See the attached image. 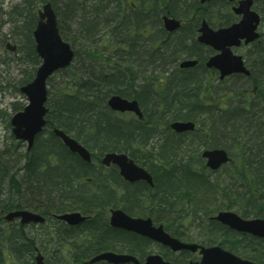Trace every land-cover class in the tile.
Instances as JSON below:
<instances>
[{
    "label": "trees",
    "instance_id": "16d2710c",
    "mask_svg": "<svg viewBox=\"0 0 264 264\" xmlns=\"http://www.w3.org/2000/svg\"><path fill=\"white\" fill-rule=\"evenodd\" d=\"M46 1L52 2L75 59L57 75L63 78L60 86L55 75L49 79L48 125L30 150L15 139L10 125L12 114L23 108L21 101L0 106L8 128L0 139V264H34V231L47 237L51 233L57 243L50 252L42 250L47 264H86L109 250L140 253L139 245H148L144 239L109 225L113 208L151 217L178 238L217 243L264 263V238L238 233L214 219L217 211L233 209L245 218H264V65H259L264 63V32L249 53L256 69L252 81L245 80L249 85L221 89L203 65L213 51L197 41V28L202 19L215 25L229 13H208L199 0ZM256 5L264 22V0H256ZM168 12L183 21L173 33L162 21ZM28 13V42L13 39L20 45L10 52L5 48L10 39L0 37L2 62L12 57L23 66L20 86L34 78L41 64L33 38L38 12ZM185 58H197L201 64L180 68ZM83 61L99 65V79H93L97 73L89 63L84 73L74 71ZM113 93L137 98L144 119L107 107ZM173 120H191L197 127L176 133L170 128ZM55 126L86 146L92 162L71 152L52 133ZM216 147L227 149L231 160L212 171L201 154ZM113 151L128 154L148 169L154 185L130 183L114 167L98 164L103 154ZM15 209L39 212L47 221L3 224L5 213ZM71 211L90 217L77 226L51 217ZM199 222L197 237H189L188 229ZM187 254L179 255L180 260H187Z\"/></svg>",
    "mask_w": 264,
    "mask_h": 264
},
{
    "label": "water",
    "instance_id": "95a60500",
    "mask_svg": "<svg viewBox=\"0 0 264 264\" xmlns=\"http://www.w3.org/2000/svg\"><path fill=\"white\" fill-rule=\"evenodd\" d=\"M201 1L205 2L208 0ZM252 2V0L241 1L239 12L242 11L243 13L238 14H241L242 18L239 22L229 27L215 30L206 20L201 23L198 40L218 51L217 54L210 57L207 65L217 68L221 79L233 73L250 74V69L246 66L243 57L234 53L232 46H239L243 40L248 44L260 37V33L258 32L260 14L251 10ZM164 21L165 28L168 31H173L181 26L180 20L168 15L164 16ZM33 35L37 52L42 58V63L37 69L35 78L21 88L28 99V104L23 110L15 113L10 121L14 136L19 140L26 141L28 149H31L37 134L47 125L46 116L49 111L46 106L48 78L54 72L69 67L75 56V51L71 44L65 41L60 33L57 15L51 2H47L42 10H40L39 21ZM8 46L12 50L16 48L15 45L11 46V44H8ZM196 64L197 60L186 59L180 63V67L188 68ZM109 105L112 110L119 112L131 111L136 113L140 118L143 117V112L137 99H128L115 94L110 97ZM171 127L176 132H185L194 130L196 124L193 121L176 120L172 122ZM53 133L64 142L71 152L78 154L84 161L90 162L92 160L89 149L67 134L63 129L54 127ZM202 155L206 158L207 166L212 170H218L230 161L228 150L221 147L205 149ZM101 161L106 166L111 164L118 165L121 175L130 182L146 180L149 185H154L150 172L136 164L124 152H107L103 155ZM56 217L70 225H77L86 219L80 212H67L59 214ZM17 218L20 219L22 224L44 223L46 220L45 216L28 209L10 211L5 216V219L10 222ZM215 219L238 232L264 238V218L246 219L235 211L222 210L218 212ZM110 223L114 227L147 236L163 245L171 247L174 251L185 249L192 252L200 251L201 260L191 261L188 264H263L241 258L219 245L204 246L198 243L184 242L167 232L163 225H154L152 218L134 217L120 208L112 210ZM100 260H106L114 264L127 262L140 264L137 257L132 254L112 251L98 254L89 263ZM35 264H47L41 253H38L36 256ZM146 264L174 263L164 260L160 254L152 253L147 257Z\"/></svg>",
    "mask_w": 264,
    "mask_h": 264
},
{
    "label": "rangeland",
    "instance_id": "374dc122",
    "mask_svg": "<svg viewBox=\"0 0 264 264\" xmlns=\"http://www.w3.org/2000/svg\"><path fill=\"white\" fill-rule=\"evenodd\" d=\"M45 2L46 0H0V37L7 35L10 41H12L13 43H17L16 41L13 40V39L15 40L17 39L15 38L16 35L14 33H11L10 31H12L14 27L18 26L20 30H22L24 33L27 34L28 32L25 31L24 23L26 19L28 18V15H29L28 12H32V13L39 12V10L42 8ZM260 29L261 31L264 32V22H261ZM17 44L20 45V43H17ZM1 50H3V48H1ZM245 51L246 49L242 50V52H245ZM2 59H4V56L0 58V106L7 108L9 107L10 102L19 100L21 101L20 103H22L24 107L26 103L28 102L27 98L17 96L18 93L15 90V85L18 83V80L20 79L21 70L23 66L15 58L8 57V59L6 60L7 62H4V63L1 62ZM55 78H56L54 81L55 84L57 86H60L63 83L62 82L63 78L57 77V76H55ZM215 84L221 89L222 88L224 89L225 87H236V86L249 85L248 83L245 84V80L244 81L240 79L235 80V78H229L224 81H219L218 79H216ZM230 97H233V95H230ZM235 101L236 100H234V102ZM125 116L131 117L133 115L125 114ZM7 132H8L7 122L5 121V119L0 118V139H3V136ZM217 213H215V215ZM5 223H7L8 225L7 221L3 222V224ZM201 224L202 223L199 222V223L191 225V227L188 229L189 237H192V238L197 237L200 231ZM182 240L186 241L187 239L183 238ZM214 244H217V243H214ZM150 250H152V252H160V249H158L157 245H155L154 243H151ZM236 254L240 255L239 253H236ZM199 258L200 256L198 254H195V260H198ZM189 259H192V258H189Z\"/></svg>",
    "mask_w": 264,
    "mask_h": 264
},
{
    "label": "flooded vegetation",
    "instance_id": "af4514ba",
    "mask_svg": "<svg viewBox=\"0 0 264 264\" xmlns=\"http://www.w3.org/2000/svg\"><path fill=\"white\" fill-rule=\"evenodd\" d=\"M200 1V3H201V5H203V6H205L206 8H207V11H208V13H229V14H227L226 16H225V19L223 20V21H221V20H217L216 21V24L215 25H210V23L208 22V20H207V22H208V24L213 28V29H215V30H217V29H220V28H224V27H229V26H231V25H233L234 23H236V22H239L240 20H241V18H242V15L241 14H238V13H243L242 11L241 12H239L240 11V5H241V1H245V0H208V1H205V2H202L201 0H199ZM253 2H252V5H251V10H253V11H256V12H258V13H262V11L257 7V5H256V0H252ZM242 6H243V4H242ZM166 14H168V15H170L169 14V12L168 13H166ZM228 15H230L229 17H228ZM164 16L165 15H162V21H163V25H164ZM227 17V18H226ZM220 19H222L221 17H219ZM228 19V20H227ZM261 19H262V15H261V18H260V25H261V22H263V20L261 21ZM182 23H183V21H182ZM260 25H259V32H260V38L259 39H256V40H254V41H252V42H250V43H246L244 40L242 41V43L239 45V46H232V49H233V51H234V53H236V54H239V55H241L242 57H243V59H244V62H245V64L248 66V68L250 69V74L249 75H246V74H244V73H234V74H231V75H228V76H226L225 78H223V79H221L220 78V72H219V70L217 69V68H215V67H209L208 65H207V62H208V60L210 59V57L211 56H213V55H215V54H217L218 53V51H216V50H214L211 46H209V45H206V44H203V43H201V42H199V40H198V36H199V28H200V26L201 25H199L198 26V28H197V41L200 43V44H202V45H204V46H206V47H209V48H211L212 49V54L203 62V65H204V67L214 76V78L215 79H218V80H220V81H222V80H227V79H229V78H233L234 76H240L241 78L240 79H242V80H248V81H252L251 80V78H252V76H253V71H255L256 69L253 67V65H252V61L254 60L253 58L252 59H249V53L254 49V48H256V46H257V43H260V41H261V39L263 38V31H261V29H260ZM181 26H182V24H181ZM181 26L179 27V28H177V29H175V30H173V31H168L167 29H165V30H167L169 33H173V32H175V31H178L180 28H181ZM164 28H165V25H164ZM244 49H246V51L245 52H242V50H244ZM192 59H195V60H197V64L195 65V66H193V67H196L197 65H199V64H201V62L197 59V58H192ZM259 65H264V63H262V62H259ZM192 67V68H193ZM128 99H132V98H128ZM119 113V112H118ZM120 114H132V115H136L135 113H132V112H124V113H120ZM144 117H145V114H144V111H143V117L141 118V119H144ZM139 119H140V117H139ZM183 133V132H182ZM101 159H102V157H101ZM99 163H101V162H98V164ZM101 165H102V163H101ZM109 167H114L117 171H118V173H119V175L125 180V181H128V180H126L122 175H121V172H120V168H119V166L118 165H116V164H111ZM128 182H130V181H128ZM137 182H146V183H148L146 180H138V181H135V182H132V183H137ZM131 183V182H130ZM149 184V183H148ZM112 209L109 211V213H108V222H109V225L111 226V227H113V228H115V229H121V230H123V231H126V232H129V233H132L133 235V237H140V238H142V239H144L145 241H146V243H148V245L147 244H145V243H143V244H141V245H139L141 248H142V250H141V252L140 253H132V252H129V251H117V252H127V253H131V254H134L138 259H139V261H140V264H146L145 262H146V260H147V257L149 256V254H151L152 253V250H150V245H151V243H154L155 245H157V247H158V249H165V251H166V255L168 256V257H170V256H178V255H181L182 254V256H183V253H188V251L187 250H184V251H181V252H174V251H172L168 246H164V245H161L160 243H157V242H153L152 240H150V238L149 237H147V236H144V235H142V234H138V233H136V232H132V231H129V230H125V229H122V228H117V227H114V226H112L111 225V223H110V219H111V214H112ZM89 219V218H88ZM87 219V220H88ZM114 252H116V250H114ZM187 255H189L188 256V258H187V260L189 259V258H192L193 260H195V255H192V256H190V254L188 253ZM199 255V254H198ZM163 256H165V253L163 254ZM92 258V257H91ZM90 258V259H91ZM165 258V257H164ZM166 259V258H165ZM200 259V258H199ZM89 260V259H88ZM166 260H168V259H166ZM178 260V261H177ZM176 261H175V263H187V261H186V259H184L183 261H181L180 259H177ZM99 262H103V263H107V264H114V263H110V262H108V261H106V260H104V261H97L96 263H99ZM94 264V263H93ZM123 264H135V262H127V263H123Z\"/></svg>",
    "mask_w": 264,
    "mask_h": 264
},
{
    "label": "bare ground",
    "instance_id": "6f19581e",
    "mask_svg": "<svg viewBox=\"0 0 264 264\" xmlns=\"http://www.w3.org/2000/svg\"><path fill=\"white\" fill-rule=\"evenodd\" d=\"M11 33H14L15 35H16V37L15 38H17L18 40H23V41H27L28 42V40H29V36H28V34H26V33H24L22 30H20L19 29V27L18 26H16V27H14L13 28V30L12 31H10ZM8 59V58H7ZM7 59H5V61L7 60ZM88 60V59H87ZM2 62V61H1ZM7 62V61H6ZM2 63H4V62H2ZM87 63H89V61H83V62H81L75 69H74V71L78 74V73H82V71H83V73H84V70H82V68L84 67V66H86V64ZM90 65H91V67L93 68V71L94 72H98V70H99V65L98 64H96V63H89ZM88 65V64H87ZM69 67H66V68H63V69H60V70H58V71H56V72H54V74H52L51 75V77L52 76H57L58 74H59V72H61V71H63V70H66V69H68ZM36 72H37V70H36ZM35 75H36V73H35ZM85 75H87V73H85ZM86 77V76H85ZM89 77H91L90 75H89ZM99 77H100V73H97L96 75H95V77L93 78L94 80H97V79H99ZM49 79L50 78H48V80H47V86H48V88H50V86H49ZM23 86V85H22ZM22 86H20V85H15V90H16V92L21 96V94H23V92H22V90H21V88H22ZM237 90H239V89H241L242 88V86H236L235 87ZM120 95V96H122V97H124V98H128V97H125V96H123V95H121V94H119V93H113L111 96H113V95ZM111 96H109L108 98H107V101H106V104H107V107H109V108H111L110 107V105H109V100H110V97ZM118 124L121 126V125H123L122 123H121V121L120 122H118ZM4 136H6V133H5V135ZM2 138V137H1ZM155 141V140H154ZM102 166H104V165H102ZM241 215V214H240ZM56 216H58V214H55V213H53L52 215H51V217H53L54 219H56V220H59L60 221V219H58ZM242 216V215H241ZM245 218V217H244ZM263 218V217H262ZM1 220V219H0ZM15 223H17V224H20V225H23V226H26L25 224H22L21 222H15ZM30 225H36V223H31ZM0 227H3V225H2V223H1V221H0ZM34 232H37V233H35V235H36V239H37V245L35 246V256H34V262H35V259H36V256L38 255V253H41L43 256H44V258H45V260H46V256L44 255V253L42 252V250L43 251H48V252H50V251H52L57 245H55V244H57V243H55V241L53 240V239H51V233L49 234V236L47 237V236H42V234L40 233V231H34ZM1 242V241H0ZM19 260H17L16 262H18ZM20 262V261H19Z\"/></svg>",
    "mask_w": 264,
    "mask_h": 264
}]
</instances>
